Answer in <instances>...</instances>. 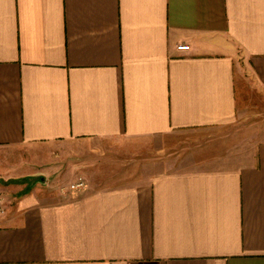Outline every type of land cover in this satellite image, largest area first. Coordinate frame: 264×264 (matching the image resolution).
<instances>
[{"label": "crops", "instance_id": "crops-1", "mask_svg": "<svg viewBox=\"0 0 264 264\" xmlns=\"http://www.w3.org/2000/svg\"><path fill=\"white\" fill-rule=\"evenodd\" d=\"M256 96L264 0H0V264H264Z\"/></svg>", "mask_w": 264, "mask_h": 264}, {"label": "rangeland", "instance_id": "rangeland-1", "mask_svg": "<svg viewBox=\"0 0 264 264\" xmlns=\"http://www.w3.org/2000/svg\"><path fill=\"white\" fill-rule=\"evenodd\" d=\"M256 102L253 103L255 105H253L254 108H257L256 110L251 111V113L253 114V117H247V118H241L238 121H236L233 126V129L231 128V132L235 135H237L236 137H240L243 138L246 135V131L248 129H253V131H255V129H260L261 125L264 124V97H258L256 96ZM257 106V107H256ZM258 110V111H257ZM195 138V137H194ZM194 143V142H193ZM189 145H193L192 143H189ZM185 150V149H184ZM113 157H110V163H113L114 166L112 167V169L110 170L109 174L111 175H116L115 177L118 178H122L123 176L125 177L126 175H128L132 169H133V164H131L132 162H130V160H132L133 155L132 153H129L128 157L130 160H128V164L127 166H119V162H117V160L115 159L114 155H111ZM39 179H42L41 177H39Z\"/></svg>", "mask_w": 264, "mask_h": 264}, {"label": "built area", "instance_id": "built-area-1", "mask_svg": "<svg viewBox=\"0 0 264 264\" xmlns=\"http://www.w3.org/2000/svg\"><path fill=\"white\" fill-rule=\"evenodd\" d=\"M190 47L188 44H181V45H178V49L180 50H188ZM86 186V182L84 180L83 177H79L77 181H75L74 183H72L70 185L71 189L72 190H76V189H83L85 188ZM4 212V207L3 205L0 203V213H3Z\"/></svg>", "mask_w": 264, "mask_h": 264}]
</instances>
